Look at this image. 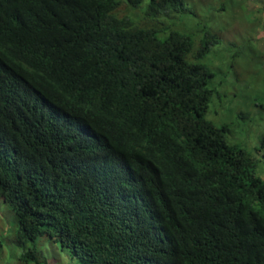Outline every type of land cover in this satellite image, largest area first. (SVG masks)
<instances>
[{"label": "trees", "instance_id": "1", "mask_svg": "<svg viewBox=\"0 0 264 264\" xmlns=\"http://www.w3.org/2000/svg\"><path fill=\"white\" fill-rule=\"evenodd\" d=\"M117 4L0 0V198L16 243L45 234L86 264H264L258 158L204 117L199 59L217 35L158 39Z\"/></svg>", "mask_w": 264, "mask_h": 264}, {"label": "rangeland", "instance_id": "2", "mask_svg": "<svg viewBox=\"0 0 264 264\" xmlns=\"http://www.w3.org/2000/svg\"><path fill=\"white\" fill-rule=\"evenodd\" d=\"M116 1L114 14L153 28L158 39L176 30L190 36L194 49L204 30L217 35L199 59L211 72L204 117L217 126L228 124L227 142L258 158L256 171L264 176V0H183V11L151 20L144 12L148 0L135 7ZM15 226L14 214L0 198V264H86L45 234L18 245Z\"/></svg>", "mask_w": 264, "mask_h": 264}, {"label": "clouds", "instance_id": "3", "mask_svg": "<svg viewBox=\"0 0 264 264\" xmlns=\"http://www.w3.org/2000/svg\"><path fill=\"white\" fill-rule=\"evenodd\" d=\"M86 168L93 174L103 176L105 174V165L96 156L91 155L85 163ZM263 180L264 176L259 175Z\"/></svg>", "mask_w": 264, "mask_h": 264}]
</instances>
